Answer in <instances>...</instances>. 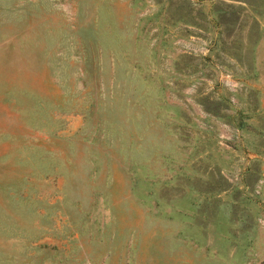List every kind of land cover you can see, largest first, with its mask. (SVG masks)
<instances>
[{"label": "rangeland", "instance_id": "1", "mask_svg": "<svg viewBox=\"0 0 264 264\" xmlns=\"http://www.w3.org/2000/svg\"><path fill=\"white\" fill-rule=\"evenodd\" d=\"M0 264H264V0H0Z\"/></svg>", "mask_w": 264, "mask_h": 264}]
</instances>
